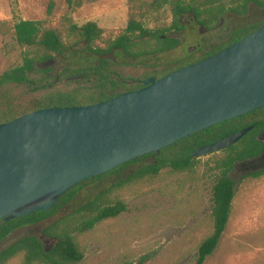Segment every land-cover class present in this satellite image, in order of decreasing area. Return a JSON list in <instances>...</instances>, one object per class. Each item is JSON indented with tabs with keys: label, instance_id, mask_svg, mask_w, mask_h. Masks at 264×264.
Here are the masks:
<instances>
[{
	"label": "rangeland",
	"instance_id": "obj_1",
	"mask_svg": "<svg viewBox=\"0 0 264 264\" xmlns=\"http://www.w3.org/2000/svg\"><path fill=\"white\" fill-rule=\"evenodd\" d=\"M259 2L264 3V0ZM262 10L255 3L248 4L243 15L227 10L210 30L198 26L191 16H183L180 18L182 30L169 34L179 40L173 50L141 60L117 53V57L112 54L110 58L146 65L176 62L170 67L174 72L198 59L187 58L188 55L198 50L209 51L224 42L231 31L258 20ZM66 16L78 26L96 23L104 35L95 45L104 48L108 40L121 34L126 27L127 0L94 3L84 0L81 7L73 11L68 9L65 0H0V75L21 64L24 50L13 38V26L18 21H38L44 28L60 29ZM172 20L165 6L149 13L144 25L148 29L167 28ZM191 48L194 50L189 52ZM75 50L78 54L70 61L59 55L43 66L56 76L65 66L90 65L95 61L85 44H79ZM262 138L264 140V136ZM221 152L197 159L190 170L174 171L166 166L155 176L131 179L135 173L154 164L155 157L167 162L173 159V152H159L88 183L54 216L19 231H28L49 250L56 241L44 236L45 228L105 194L103 200L107 205L122 202L125 211L90 231L75 234L83 254L82 261L77 264H196L199 245L212 232V189L219 175L214 162L222 156ZM242 163L230 172L235 191L230 218L216 249L203 264H264V170L255 178L250 169L241 166ZM6 264H24L23 255Z\"/></svg>",
	"mask_w": 264,
	"mask_h": 264
},
{
	"label": "trees",
	"instance_id": "obj_2",
	"mask_svg": "<svg viewBox=\"0 0 264 264\" xmlns=\"http://www.w3.org/2000/svg\"><path fill=\"white\" fill-rule=\"evenodd\" d=\"M65 1L68 9L73 11L81 7L84 0ZM85 1L94 3L100 0ZM250 3L263 8L259 19L231 32L224 42L211 50H198L195 54L188 55L187 58H198L190 63L194 64L263 27L264 3H260L259 0H127L126 27L121 34L108 40L104 48L95 45L102 41L104 31L94 22L78 26L66 16L60 29H57L44 28L38 21H18L13 26V38L16 45L24 51L21 64L0 75V124L37 110L91 106L123 93L139 90L144 87L143 81L150 78L158 80L173 72L170 67L176 62L162 65L119 62L110 58L112 54L115 57L117 53L126 58L141 60L171 51L179 45V40L169 37V34L182 30L181 17L191 16L198 26L210 30L227 10L243 15ZM165 6L169 8L173 18L171 25L157 29L145 27L144 21L147 15ZM79 44H85L88 53L94 57L95 61L92 64L65 66L56 76H52L51 70L43 66L54 56L59 55L66 61H70L77 56L78 52L75 49ZM247 127H251L249 133L238 143L222 151V156L214 162V169L219 175L212 189V232L199 245L196 264H203L206 258L212 255L230 218L231 205L235 196L230 172L239 162L258 157L262 151L263 144L257 137L264 133V107L241 118L232 119L193 134L160 151V153L173 152V159L167 162L155 157L154 164L148 165L131 178L155 176L166 166L174 171L190 170L198 162V160L190 159L193 151ZM155 155L150 154L127 162L107 174L81 182L68 190L47 212H35L27 217L7 222L0 220V244L19 230L54 216L88 183ZM262 174L263 171H260L253 173L252 176L257 178ZM104 196L105 194L96 196L72 214L45 228L44 236L56 241L51 249H45L38 239L29 236L1 251L0 264H6L18 255H23L24 264L80 263L83 254L78 248L75 234L90 231L101 222L114 219L125 211V205L122 202L107 205V202L103 200Z\"/></svg>",
	"mask_w": 264,
	"mask_h": 264
},
{
	"label": "water",
	"instance_id": "obj_3",
	"mask_svg": "<svg viewBox=\"0 0 264 264\" xmlns=\"http://www.w3.org/2000/svg\"><path fill=\"white\" fill-rule=\"evenodd\" d=\"M143 86L95 105L42 109L0 124V220L47 212L87 179L263 108L264 26ZM250 130L201 146L190 159L224 151ZM29 236L15 233L0 251Z\"/></svg>",
	"mask_w": 264,
	"mask_h": 264
},
{
	"label": "flooded vegetation",
	"instance_id": "obj_4",
	"mask_svg": "<svg viewBox=\"0 0 264 264\" xmlns=\"http://www.w3.org/2000/svg\"><path fill=\"white\" fill-rule=\"evenodd\" d=\"M231 32H233V31H231ZM263 136H264V133H261L257 137V139L263 144V148H262L260 155L258 157L244 161V163L239 162V163H242V165H241L242 167H245L246 169H250L251 174L264 170V140L262 138Z\"/></svg>",
	"mask_w": 264,
	"mask_h": 264
}]
</instances>
